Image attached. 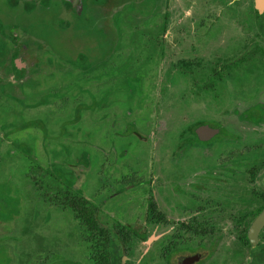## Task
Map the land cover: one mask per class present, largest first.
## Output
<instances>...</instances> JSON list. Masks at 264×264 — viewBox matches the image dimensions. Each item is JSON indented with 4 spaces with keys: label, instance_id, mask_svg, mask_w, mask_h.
<instances>
[{
    "label": "flooded vegetation",
    "instance_id": "flooded-vegetation-1",
    "mask_svg": "<svg viewBox=\"0 0 264 264\" xmlns=\"http://www.w3.org/2000/svg\"><path fill=\"white\" fill-rule=\"evenodd\" d=\"M10 183L0 264L53 259L73 191L57 264H264V0H0V212Z\"/></svg>",
    "mask_w": 264,
    "mask_h": 264
},
{
    "label": "rangeland",
    "instance_id": "rangeland-1",
    "mask_svg": "<svg viewBox=\"0 0 264 264\" xmlns=\"http://www.w3.org/2000/svg\"><path fill=\"white\" fill-rule=\"evenodd\" d=\"M16 183H10L8 184V189L6 192H4V209L2 212H0V215L4 216V219L11 220L13 222L8 223V227H12V223L18 222L15 218L16 216H19V212L21 211V200L25 198L24 191L15 188L14 186ZM80 184V183H77ZM31 189V188H30ZM29 195L26 197L32 196V192H29ZM32 207V205L29 206ZM13 214V215H12ZM73 222V223H72ZM53 232H56V235L54 237H50L49 242V249L53 252V259L50 257L49 260H47L46 264H57L58 261V253L64 252L68 249V245L72 244L73 251L75 252L77 250L76 242L71 239L70 235V228L75 227V224H77V221H74L72 219V214L69 212H63L62 215L58 212V217H54L53 221ZM10 225V226H9ZM33 229V227H31ZM28 233V234H26ZM26 234V235H24ZM21 236H10L5 237L4 240H6V247L4 250V264L8 263L7 261H33L32 257H27L26 255L29 253L32 256L34 255L37 259H43L44 254L45 257L49 252L47 249H44V252L40 255H38V252L41 251V248L43 246L44 238H41L40 235H33L29 234V232H25ZM41 245V248H40ZM38 247V249H36ZM36 249V250H35ZM52 249V250H51ZM35 252V254H34ZM8 255L7 258H5ZM28 258V259H27ZM36 259V260H37ZM48 259V258H47ZM52 260V261H51ZM0 262H2V256L0 251ZM18 262V261H17Z\"/></svg>",
    "mask_w": 264,
    "mask_h": 264
},
{
    "label": "trees",
    "instance_id": "trees-1",
    "mask_svg": "<svg viewBox=\"0 0 264 264\" xmlns=\"http://www.w3.org/2000/svg\"><path fill=\"white\" fill-rule=\"evenodd\" d=\"M68 200L69 201H67L62 205L63 208H66L72 212L74 220H76L79 223L80 228L85 227L86 224L85 209H84L85 201L79 195V193L75 191L72 192L71 197ZM87 222L90 228L96 227L97 225L95 219H93L92 217H89Z\"/></svg>",
    "mask_w": 264,
    "mask_h": 264
},
{
    "label": "water",
    "instance_id": "water-1",
    "mask_svg": "<svg viewBox=\"0 0 264 264\" xmlns=\"http://www.w3.org/2000/svg\"><path fill=\"white\" fill-rule=\"evenodd\" d=\"M262 220L261 219H257L254 223H253V225H252V228H254V229H256V228H258L261 224H262ZM122 264H124V263H122Z\"/></svg>",
    "mask_w": 264,
    "mask_h": 264
}]
</instances>
